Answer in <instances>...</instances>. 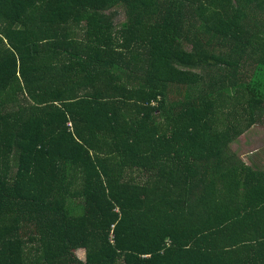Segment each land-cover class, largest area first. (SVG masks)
I'll use <instances>...</instances> for the list:
<instances>
[{
	"label": "trees",
	"instance_id": "1",
	"mask_svg": "<svg viewBox=\"0 0 264 264\" xmlns=\"http://www.w3.org/2000/svg\"><path fill=\"white\" fill-rule=\"evenodd\" d=\"M262 116L264 0H0V264H264Z\"/></svg>",
	"mask_w": 264,
	"mask_h": 264
},
{
	"label": "rangeland",
	"instance_id": "2",
	"mask_svg": "<svg viewBox=\"0 0 264 264\" xmlns=\"http://www.w3.org/2000/svg\"><path fill=\"white\" fill-rule=\"evenodd\" d=\"M119 13L117 21L121 23L125 17L122 11ZM231 147L248 166L264 171V117L232 143ZM76 254L82 260L85 259L84 250H78Z\"/></svg>",
	"mask_w": 264,
	"mask_h": 264
}]
</instances>
